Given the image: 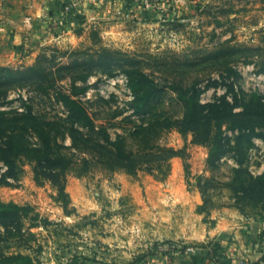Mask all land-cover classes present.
I'll return each mask as SVG.
<instances>
[{"label": "rangeland", "instance_id": "rangeland-1", "mask_svg": "<svg viewBox=\"0 0 264 264\" xmlns=\"http://www.w3.org/2000/svg\"><path fill=\"white\" fill-rule=\"evenodd\" d=\"M148 1L93 0L87 23L69 4L68 11L60 10L63 20L74 19L67 33L57 20L47 23L49 31L66 38L37 42L34 57L12 58L0 46V66L12 68L53 53L66 62L59 56L67 49L105 46L128 55L130 61L117 56L112 76L96 72L89 77L83 100L94 124L112 139L125 138L128 145H135L136 132L151 126L155 144L175 150L165 160L155 147L134 174L94 164L79 174L74 166L66 178V204L55 199L50 182H34L30 165L20 164L17 175L9 177L0 164V201L21 207L10 225L0 222L1 260L20 254L26 257L20 264H76L80 259L143 264L163 243L195 249L212 241L211 232L264 223V138L226 129L219 139L222 155L208 160L206 144L169 128L181 118L172 83L199 92L202 104L223 97L229 103L232 97L239 101L238 88L264 102V71L259 73L264 66V0ZM29 20L24 19L27 27ZM134 89L157 92L146 117L132 113ZM6 92L5 97L0 94V111L31 106L44 121H56L53 126L62 133L74 126L62 121L66 115L59 104L33 87ZM59 141L71 144L69 136Z\"/></svg>", "mask_w": 264, "mask_h": 264}, {"label": "trees", "instance_id": "trees-1", "mask_svg": "<svg viewBox=\"0 0 264 264\" xmlns=\"http://www.w3.org/2000/svg\"><path fill=\"white\" fill-rule=\"evenodd\" d=\"M117 56H123L130 61L128 55L101 46L83 51H62L59 58L67 60L66 62L57 60L53 53L50 57L41 55L33 64L20 68L0 66L2 97L6 96V91L15 87H33L40 96L63 108L66 116L62 121L74 125L67 133H62L63 131L54 128L56 121H44L43 116L34 113L31 106H25L22 111H0V164L6 167V176L15 177L20 164H28L32 167L34 182L38 185L44 181L50 182L56 189L55 199L66 204V178L73 168L75 170L74 166L78 168L79 174H83L91 164L101 165L100 167L111 171L123 170L134 174L155 147L163 151L165 160L175 155L172 147L155 144L151 126L136 132L135 145H128L125 138L112 139L104 127L99 128L94 124L89 107L83 100L89 88V77L96 72L112 76L118 66ZM263 71L264 66L259 73ZM62 81H66V87L61 84ZM170 90L181 106V118L174 125L168 123L169 128H178L182 135L191 133L196 142L206 144L208 160L219 159L222 155L219 139L226 129L237 131L239 135L247 133L251 139L255 136L264 138V133L257 131L258 126L264 127V102L258 94L247 95L238 88L239 101L232 97L229 103L223 97L217 103L202 104L199 92H189L179 82L172 83ZM156 93L149 89H134L132 113L146 117L149 112L148 105ZM236 109L241 110L235 111ZM64 136H69L70 145L64 146L60 143L59 140L64 139ZM66 149L70 151L66 152ZM2 180L3 178L0 182ZM20 210L21 207L13 202L0 201V222L10 225ZM160 248L161 246L159 250ZM154 256L145 257L143 264H149ZM2 258L0 264L26 262V257L20 254ZM76 264L92 263L80 259Z\"/></svg>", "mask_w": 264, "mask_h": 264}, {"label": "crops", "instance_id": "crops-1", "mask_svg": "<svg viewBox=\"0 0 264 264\" xmlns=\"http://www.w3.org/2000/svg\"><path fill=\"white\" fill-rule=\"evenodd\" d=\"M93 0H0V46L12 55V58L26 59L34 57L32 50L47 39L55 37L63 41L65 34L60 35L48 30L49 20H57L67 33L74 20L69 17L63 20L61 6L71 4L85 16V23L91 20L94 10ZM21 2V3H20ZM30 17L27 27L24 19ZM83 22V23H84ZM62 32V31H61ZM60 32V33H61ZM59 38V39H58ZM70 40V38H69ZM5 42V43H4ZM24 46H28L25 50ZM36 47V48H35ZM30 52L29 55L27 53ZM217 234V233H216ZM212 241L193 249L183 257L171 251L158 252L149 264H264V225L248 224L230 233H210Z\"/></svg>", "mask_w": 264, "mask_h": 264}, {"label": "built area", "instance_id": "built-area-1", "mask_svg": "<svg viewBox=\"0 0 264 264\" xmlns=\"http://www.w3.org/2000/svg\"><path fill=\"white\" fill-rule=\"evenodd\" d=\"M144 1V3L146 4V5H149V1L148 0H143ZM61 8L63 9V10H69V4H63L62 6H61ZM263 225H264V223H263ZM168 251H171V252H173V253H176V255H179L180 257H183L184 255H186V254H188V253H190V252H193V248H190V247H186V246H182V245H179V244H177V243H173L172 245H167V244H165V245H163L161 248H160V252H162V254L163 253H166V252H168Z\"/></svg>", "mask_w": 264, "mask_h": 264}]
</instances>
